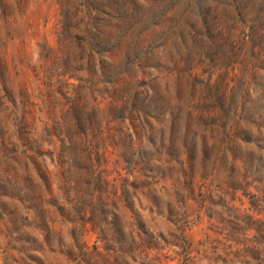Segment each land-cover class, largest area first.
<instances>
[{
	"label": "rangeland",
	"instance_id": "374dc122",
	"mask_svg": "<svg viewBox=\"0 0 264 264\" xmlns=\"http://www.w3.org/2000/svg\"><path fill=\"white\" fill-rule=\"evenodd\" d=\"M0 264H264V0H0Z\"/></svg>",
	"mask_w": 264,
	"mask_h": 264
}]
</instances>
